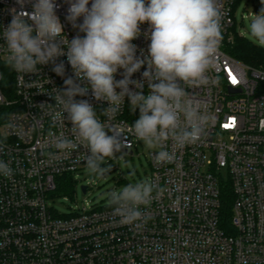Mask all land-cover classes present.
Returning a JSON list of instances; mask_svg holds the SVG:
<instances>
[{
	"label": "built area",
	"instance_id": "built-area-1",
	"mask_svg": "<svg viewBox=\"0 0 264 264\" xmlns=\"http://www.w3.org/2000/svg\"><path fill=\"white\" fill-rule=\"evenodd\" d=\"M240 1L217 0L223 12V39L212 75L219 77V84L189 89L193 100L215 119L195 145L180 148L168 141L172 162L156 165L153 152L159 149L150 152V181L167 191L150 206H142L147 222L137 228L120 224L111 207L84 208L63 216L50 206L58 179L86 167V149L59 152L49 135L72 138L67 114L65 124L53 127L47 104L55 103L56 89H64V80L74 78V73L66 55L55 61L64 63L63 77L52 71V63L38 66L35 74L8 67L2 27L10 23L11 10L19 11L20 5L17 0H0V105L12 107L0 126V160L13 169L11 178L0 175V264H264V68L247 65L225 49L234 37ZM32 2L26 0V11H32ZM55 3L67 39L83 37L66 20V0ZM82 21L81 17L77 23ZM140 28L142 35L132 41L137 56L140 50L146 55L150 44L143 35L149 25ZM144 70L146 65L131 79L143 80ZM122 71L116 79L123 78ZM8 80L13 84L12 99L5 94ZM130 90L137 91L134 85ZM75 99L88 100L101 121L127 136L130 147L125 149L133 152L137 140L129 128L139 111L129 110L127 97L111 120L101 113L107 102L96 101L90 89L87 96ZM232 121V126L225 127ZM9 123L15 127L9 128ZM228 185L233 201L229 224H225L223 192Z\"/></svg>",
	"mask_w": 264,
	"mask_h": 264
},
{
	"label": "clouds",
	"instance_id": "clouds-1",
	"mask_svg": "<svg viewBox=\"0 0 264 264\" xmlns=\"http://www.w3.org/2000/svg\"><path fill=\"white\" fill-rule=\"evenodd\" d=\"M25 2L17 0L20 10L13 8L10 23L2 27L8 53L6 64L17 73L35 74L38 66L52 63V71L63 77L64 63L55 61L66 55L74 78L65 79L64 89H56L52 96L55 103L47 105L53 127L65 124L67 114L72 138L53 132L49 135L59 152L86 149V170L95 179L109 176L112 166L101 165L116 159L117 153L130 144L116 127L98 118L88 100L75 99L87 96L89 89L96 101L107 102L108 107L101 113L109 120L121 111L126 97L129 110L135 113L138 109L139 116L129 131L148 149H159L153 152L156 165L174 160L166 147L168 141L183 148L206 136L215 118L193 100L189 89L219 84V77L212 75L223 39V12L217 0H91L90 7V0H66V20L85 34L70 41L56 15L55 0H28L32 2L31 12L24 9ZM81 17L83 21L78 24ZM144 23L149 25L143 35L150 44L146 55L140 50L137 56V46L132 41L142 35L140 26ZM247 28L252 42L264 47V7L251 14ZM145 65L143 80L131 79ZM119 70H123V78L118 80ZM130 85L137 91L130 90ZM38 123L33 124V130ZM8 126L15 127L12 123ZM48 155L55 158L53 153ZM129 174L134 176L135 172ZM0 175H13V169L3 160ZM165 191L153 181L139 180L109 191L107 201L120 224L141 228L147 222L142 206H150Z\"/></svg>",
	"mask_w": 264,
	"mask_h": 264
},
{
	"label": "rangeland",
	"instance_id": "rangeland-1",
	"mask_svg": "<svg viewBox=\"0 0 264 264\" xmlns=\"http://www.w3.org/2000/svg\"><path fill=\"white\" fill-rule=\"evenodd\" d=\"M262 7H264V4L261 3V0H241L235 10L236 25L233 34H239L253 45H256L249 36L247 25L251 14L253 12L259 13ZM261 48L264 50V47ZM151 151L153 150L148 149L142 141H136V147L133 149L132 154L122 150V153H126L123 159L119 158L122 153H117L116 159L108 160L106 164L101 165L102 167H107L109 164L112 166L109 176L103 180H97L91 176L86 167L79 170L75 174L77 187L74 193L63 196L54 192L53 197L50 199V206L63 216L76 213L77 210L82 211L84 208L107 206V193L109 191L118 190L128 183H135L139 180H150L149 155ZM132 171L135 172L134 176L129 174ZM226 173V170H222L224 176H226ZM82 186L87 187L86 192H83Z\"/></svg>",
	"mask_w": 264,
	"mask_h": 264
},
{
	"label": "trees",
	"instance_id": "trees-1",
	"mask_svg": "<svg viewBox=\"0 0 264 264\" xmlns=\"http://www.w3.org/2000/svg\"><path fill=\"white\" fill-rule=\"evenodd\" d=\"M235 27L232 29L234 30ZM226 51L234 58L243 63L256 68H264V50L261 47L253 45L251 42L239 34H234V39L226 45ZM6 96L10 99L14 98L13 84L6 82ZM12 111L11 106L0 105V126L3 124ZM77 187V180L74 174H65L57 181V188L55 193L58 195H72ZM233 195L231 186H227L223 192V219L225 224H229V217L231 216V204ZM97 208H107V206H96Z\"/></svg>",
	"mask_w": 264,
	"mask_h": 264
},
{
	"label": "water",
	"instance_id": "water-1",
	"mask_svg": "<svg viewBox=\"0 0 264 264\" xmlns=\"http://www.w3.org/2000/svg\"><path fill=\"white\" fill-rule=\"evenodd\" d=\"M232 92L236 91V89H231ZM108 135H112L110 132L107 133ZM125 152H129L130 154H132L133 152L132 151H128L126 149H123ZM82 190L83 192H86L87 190V187L86 186H82Z\"/></svg>",
	"mask_w": 264,
	"mask_h": 264
},
{
	"label": "snow or ice",
	"instance_id": "snow-or-ice-1",
	"mask_svg": "<svg viewBox=\"0 0 264 264\" xmlns=\"http://www.w3.org/2000/svg\"><path fill=\"white\" fill-rule=\"evenodd\" d=\"M232 83H233V84H236V83H237L235 77L232 78ZM234 123H235V121H232V122H230L229 124H226L225 127H230V126H232Z\"/></svg>",
	"mask_w": 264,
	"mask_h": 264
}]
</instances>
